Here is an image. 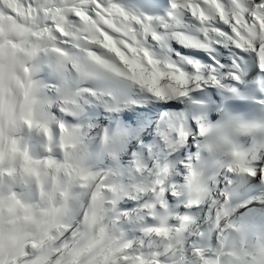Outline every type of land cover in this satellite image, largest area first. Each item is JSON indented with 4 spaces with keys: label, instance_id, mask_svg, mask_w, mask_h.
<instances>
[{
    "label": "snow or ice",
    "instance_id": "1",
    "mask_svg": "<svg viewBox=\"0 0 264 264\" xmlns=\"http://www.w3.org/2000/svg\"><path fill=\"white\" fill-rule=\"evenodd\" d=\"M0 264H264V0H0Z\"/></svg>",
    "mask_w": 264,
    "mask_h": 264
}]
</instances>
